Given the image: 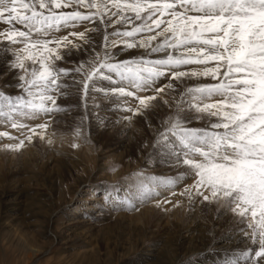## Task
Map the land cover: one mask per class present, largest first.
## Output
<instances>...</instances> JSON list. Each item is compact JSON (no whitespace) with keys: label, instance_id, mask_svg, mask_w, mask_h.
Returning <instances> with one entry per match:
<instances>
[{"label":"snow or ice","instance_id":"1","mask_svg":"<svg viewBox=\"0 0 264 264\" xmlns=\"http://www.w3.org/2000/svg\"><path fill=\"white\" fill-rule=\"evenodd\" d=\"M0 40L22 46L14 67L27 96L0 91V139L17 141L5 150L45 138L66 88L112 97L132 116L167 108L152 146L185 170L137 172L136 192L105 201L139 210L191 180L179 194L222 201L251 229L256 247L239 255L264 264V0H0ZM74 53L88 58L55 65Z\"/></svg>","mask_w":264,"mask_h":264},{"label":"rangeland","instance_id":"2","mask_svg":"<svg viewBox=\"0 0 264 264\" xmlns=\"http://www.w3.org/2000/svg\"><path fill=\"white\" fill-rule=\"evenodd\" d=\"M20 27L21 30H25ZM8 45L4 52L6 54L11 52L13 55L11 60L15 65L18 47L22 46ZM79 56L76 58L74 53L65 59L66 61L54 63L57 67L72 68L74 64L69 61L83 62L88 58L86 53ZM25 63L30 65L31 61ZM36 67L38 68V65ZM16 69L17 79L19 75L25 74L21 69ZM3 76L1 73L0 78ZM4 80L0 82V91L13 100L17 96L27 98L22 87L23 81L18 79L19 84L13 93L9 91L10 85ZM68 90L76 96L75 107L71 110L80 108L85 110V113L76 117L66 116L65 121L60 120L57 114L54 116V113L53 117H45L46 120H52L45 135L47 137L50 134L53 141L57 140L56 144L34 137L29 153L25 151L28 145L22 151L5 150L3 146L5 140L0 139V264H141L143 256L148 255L151 250L155 248L162 250L163 244L168 240L173 239L175 244L177 236L180 235L183 240H179L182 242L178 243L185 249L190 243L195 244L193 238L196 231L200 238L196 241L199 242L202 238L206 242L207 239L211 242L214 238L228 234L246 235L251 232L247 222L240 223L239 216L225 210L222 201L209 203L197 197L190 202L185 196H181L179 191L182 192L185 186L192 183L191 180L177 185L174 189L176 195L161 191L155 200L139 205V210L124 208L113 210V204L105 201V195L111 193L117 200L132 195L136 192L135 173L142 172L148 176L165 178L175 177L184 171L183 166L172 167L166 163L165 157L157 155V150L152 146L155 144L160 120L165 117L168 109L156 108L143 116H132L131 113H124L112 97L106 98L102 93H90L89 98L85 99L76 87ZM92 96H95V99H91ZM153 112L156 115H153ZM111 113L122 116V118L118 116L119 122L115 123L116 127L113 128L107 125L113 121ZM125 116H131V119H124ZM194 123L199 126L202 122ZM2 128L1 131L5 129ZM140 133L143 142L140 141L136 147L132 146V143L137 141L135 135ZM131 146L135 148L130 156L128 150ZM35 148L39 151L38 155L32 153L36 152L33 151ZM88 148L91 153L87 152ZM88 153L92 156L90 157ZM65 165H68L67 170L64 168ZM178 169L180 170L177 171ZM172 198L177 199L179 203L175 205L169 203L171 205L169 206L164 202H172ZM161 200L163 205L160 203L162 206L157 207V202ZM34 201L36 203L30 205V208L28 204H33ZM8 205H14L19 210L23 207V211L7 213L13 217H17L18 214L20 216L22 212L25 214L26 224L19 231H15L16 228L13 226L12 228L10 225L5 226L8 221L4 223L5 219L1 213ZM24 205L28 206L26 211ZM147 209L154 211V214L146 211ZM178 209L182 218L177 222L178 227H174L172 224L175 220L172 216L179 212ZM144 212L147 214H143ZM149 213L154 217L152 223L147 224ZM140 214L143 215L141 222L135 221ZM223 218L231 221L232 228H227L226 224L222 226ZM197 223L201 226L195 228L192 235L178 234L182 228L192 229ZM4 227L10 230V237L7 239L2 237ZM22 229L25 232H22ZM255 247L250 240L248 249L232 250L222 256L219 253L223 249L219 248L218 254L213 255L221 259L220 264H229L233 259L237 264H248L239 253ZM177 258L176 264H198L200 255L182 253ZM252 264L255 262L252 261Z\"/></svg>","mask_w":264,"mask_h":264},{"label":"bare ground","instance_id":"3","mask_svg":"<svg viewBox=\"0 0 264 264\" xmlns=\"http://www.w3.org/2000/svg\"><path fill=\"white\" fill-rule=\"evenodd\" d=\"M4 27H6V26H4ZM9 47V45H8V43L7 42H5V41H3V40H0V74L1 73H3V77L2 78H0V82H2V80L3 79H5L4 81H6L7 82V84L8 85H10V88H8L9 89V91H13V93H14V91H15V89H16V86H18V84H19V81H18V79L15 77V75L17 76V73H15L16 72V68L14 67V64H13V60H11V59H13V55L11 54V52H8V54H6L5 52H4V48H6V47ZM12 46H14V45H12ZM11 47V46H10ZM15 50V49H14ZM16 51V50H15ZM130 51H133V52H135V51H137V50H130ZM139 51H142V50H139ZM10 53V54H9ZM80 55V54H79ZM77 53H75V57L77 58V57H80ZM87 55V54H86ZM121 55H123V54H121ZM83 56V55H82ZM85 57V56H84ZM74 58V57H73ZM82 58V57H81ZM80 58V59H81ZM65 59H63V61H64ZM84 60V59H83ZM62 61V62H63ZM66 61V60H65ZM75 61V60H74ZM57 64V63H56ZM60 64V63H59ZM64 64V63H63ZM72 65V64H71ZM19 74V73H18ZM20 92V91H19ZM64 92L65 93H67L66 95H60L59 94V96H58V98H57V105L60 107V109H61V111L60 112H54V116H56V114H57V116H58V118L60 119V120H63V121H65V117L66 116H70L71 115V117H76V116H78V115H83L84 113H85V110H82V109H77V108H75V110H73V111H75V112H73L71 109L73 108V107H75V99H76V96L73 94L72 95V92H69V90L68 89H64ZM16 93V92H15ZM13 96H14V94H13ZM92 99V98H91ZM77 101H79V100H77ZM113 104V103H112ZM113 107V106H112ZM119 107V106H118ZM103 109V108H102ZM120 109V108H119ZM159 109V108H158ZM110 110V109H109ZM155 110V109H154ZM164 110V109H163ZM167 110V109H166ZM120 111V110H119ZM164 112V111H163ZM166 112V111H165ZM72 113V114H71ZM124 113H126V112H124ZM99 114V113H98ZM112 114V117H114L112 120H110V118L108 119V120H110V121H112V122H109L107 125L110 127V128H113V127H116V125H115V123H117V122H119V120H118V118L120 117L119 115L120 114H118V115H116L115 113H111ZM109 115V114H108ZM125 115V114H124ZM50 116H52V114H50ZM98 116V115H97ZM100 116H101V114H100ZM119 116V117H118ZM147 116V115H146ZM158 116V115H157ZM163 116V115H162ZM53 117V116H52ZM99 117V116H98ZM159 117V116H158ZM161 117V116H160ZM56 118V117H55ZM120 118H122V116L120 117ZM48 119V118H47ZM58 119V120H59ZM100 119V118H99ZM102 119V118H101ZM0 120H2V118H0ZM58 120H56V121H58ZM68 120V119H67ZM107 120V121H108ZM147 120V119H146ZM106 121V122H107ZM104 122V121H103ZM149 123V122H148ZM153 123V122H152ZM0 124H2V123H0ZM3 125V124H2ZM2 125H0V131L3 129L2 127H4V126H2ZM53 125H54V122H53ZM65 125V124H64ZM150 125V124H149ZM2 126V127H1ZM123 127V126H122ZM150 127V126H149ZM115 129V128H114ZM120 129V128H119ZM5 130V129H4ZM155 130V129H154ZM122 132H123V130H121ZM12 132V134L14 135V136H17L18 137V139H22L23 137L22 136H20L19 135V133H17L16 131H11ZM56 132V131H55ZM115 132V131H114ZM119 132V131H118ZM141 132V131H140ZM47 134V133H46ZM100 135V134H99ZM142 137L143 136H141V133L140 134H136L135 135V138H136V142H134V143H132V146H137L138 144H139V142L140 141H142ZM145 137H147L146 135H145ZM100 138V137H99ZM45 142H47V143H49L48 141L50 140L51 141V143H53V144H56V142H57V140H55V141H53V139H52V137H51V135L49 134L47 137H46V135H45ZM146 139V138H145ZM5 140V143L3 142V146L5 145V144H11V143H16L17 141H9V140H7L6 138L4 139ZM3 140V141H4ZM100 140V139H99ZM93 141V140H92ZM145 141V140H144ZM143 142V141H142ZM50 143V144H51ZM33 144V143H32ZM2 145V144H1ZM28 145V147L27 148H25V151H27V152H29V149L31 150V148H29L30 147V145H31V143H28L27 141H26V146ZM35 145V144H34ZM130 147V150H128V155L130 154V156L132 155V152L134 151V148L133 147ZM33 147V146H32ZM87 148V147H86ZM90 148V147H89ZM89 148H88V151L87 152H90V150H91V148H90V150H89ZM82 149V148H81ZM80 149V150H81ZM145 149V148H144ZM149 149V148H148ZM2 150H4V149H2ZM24 150V149H23ZM33 151H36V152H32V153H35L36 155H38L39 154V151H38V149L37 148H35V150H33ZM148 151V150H147ZM43 152V151H42ZM30 153V152H29ZM83 153V152H82ZM86 152L84 151V154H85ZM91 153V152H90ZM90 153H88V155L90 154ZM144 153H145V151H144ZM35 154H33V155H35ZM147 154V153H146ZM12 155V154H11ZM29 155H31V154H29ZM85 156H86V154H85ZM90 156V155H89ZM88 156V157H89ZM92 156V155H91ZM90 156V157H91ZM146 157V156H145ZM85 158V157H84ZM87 159V158H86ZM142 159V158H141ZM157 159V158H156ZM132 160V159H131ZM69 163H71V162H69ZM89 163V162H88ZM1 165V164H0ZM66 166H68V165H65L64 166V168L67 170V168L68 167H66ZM73 166V165H72ZM141 166V165H140ZM74 168V167H73ZM72 169V168H71ZM73 170V169H72ZM172 170H174V169H172ZM180 169H178L177 171H179ZM183 170H185V169H183ZM176 170H174V172H175ZM172 172V171H171ZM181 172H183V171H181ZM67 173V172H66ZM74 173V172H73ZM174 174V173H173ZM174 175H176V174H174ZM182 183H184V182H182ZM185 186V185H184ZM186 187V186H185ZM182 190V189H181ZM162 191V193L164 192V193H168V191H163V190H161ZM177 191V190H176ZM179 192H181V191H179ZM181 197V196H180ZM186 198V197H185ZM173 199V198H172ZM15 200H17V199H15ZM91 200V199H90ZM155 200V199H154ZM177 199H173L172 200V202H171V204H173V205H175V204H178L179 202H177L176 201ZM153 201V200H152ZM188 201V200H187ZM151 202V201H150ZM154 202H156V201H154ZM161 203H162V200L160 201ZM184 202V201H183ZM191 202V201H190ZM34 203H36L35 201L33 202V204L32 203H30V204H28V206L30 207V205L32 206V205H34ZM19 204V203H18ZM148 204V203H147ZM150 204V203H149ZM164 204H166V203H164ZM37 205V204H36ZM162 205H163V203H162ZM162 205H160V206H162ZM167 205H169V203H167ZM181 205V204H180ZM183 205V204H182ZM25 206V205H24ZM28 206H25V208H24V210L26 211L27 209H28ZM165 206V205H164ZM169 206H171V205H169ZM177 206V205H176ZM190 206V205H189ZM168 207V206H167ZM173 207V206H172ZM186 207V206H185ZM222 207V206H221ZM31 208V207H30ZM146 208V207H145ZM149 208V207H148ZM182 208H184V207H182ZM215 208V207H214ZM22 209H23V207H22ZM21 209V210H22ZM151 209V208H150ZM170 209V208H169ZM186 209V208H185ZM217 209V208H216ZM3 210V212L1 213V215L3 216V218L5 219V222L4 223H6L7 221V223L5 224V226L7 225V226H11V228H12V226H13V228H16V229H14L15 231H19V230H21V228H23V225L24 224H26L25 223V221H26V217H25V214H23V212L20 214V216H19V214H18V216L17 217H13L12 215L10 216L9 214L11 213V212H17V211H21V210H19V209H17L16 208V206H14V205H8L7 207H5V208H3L2 209ZM215 210V209H214ZM219 210H220V208H219ZM23 211V210H22ZM146 211H149L151 214L154 212H151V210H149V209H147ZM178 211H179V209H178ZM182 211H183V209H182ZM217 211V210H216ZM197 212V211H196ZM7 213H9V214H7ZM147 214V212H144L143 214ZM150 213H149V215H148V217H147V224H150V223H152V217H154V215L153 216H151L150 215ZM213 213V212H212ZM215 213V212H214ZM154 214V213H153ZM173 214V213H172ZM211 214V213H210ZM219 214V213H218ZM181 213H180V211L179 212H176V213H174L173 214V216H172V218L175 220L174 222L175 223H173L172 224V226H174V227H178V220H181ZM216 215V214H215ZM141 216H143L142 214H140V216H138V217H134L135 218V221H140L141 222ZM156 216V215H155ZM212 216V215H211ZM144 217H145V215H144ZM210 217V216H209ZM214 217V216H213ZM134 218H132V219H134ZM146 219V218H145ZM135 221H133V222H135ZM172 221V220H171ZM235 221V220H234ZM222 226H225V224H226V227L227 228H229V227H231L232 228V223H231V221L229 222L227 219H225V218H223L222 219ZM220 222V223H221ZM6 226V227H7ZM201 225H199V223H197L196 225H194V228H192V229H181V231H179V233L178 234H183V233H188L189 235H192L193 233H194V229L195 228H199ZM30 229V228H29ZM90 229V228H89ZM225 229V228H224ZM13 230V231H14ZM26 230V229H25ZM12 231V232H13ZM24 230L22 229V232H23ZM237 231V230H236ZM25 232V231H24ZM42 233V232H41ZM45 234V232L42 234V235H44ZM244 234V233H243ZM243 234H228V235H225V236H221L220 238H214L213 239V241H211L210 242V240L209 239H207V242L206 241H204L203 240V238L201 239V241L199 242V241H196V240H199L200 238H199V236H197V231L195 232V236H194V242H195V244L194 243H190V245L188 246V248H181L180 246L181 245H179V243L178 242H182V241H179V240H183V237H181L182 235H180V236H177V239H176V243L175 244H173V242H174V240L172 239V241L171 240H168L167 242H165L164 244H163V247H162V250L161 249H153V250H151V252L148 254V255H145V256H143V259H142V261H141V264H176V258L180 255V254H182V253H186V254H193V253H197V254H199L200 255V258H199V262H197L198 264H220V262H221V259L220 258H217L216 257V255H213V254H218V252H217V250L220 248V249H223V251L222 250H220L221 252L219 253V254H221L222 256H225V255H227V254H229L230 252H232V250H239V251H241V250H244V249H248L249 247H250V240L247 238V236L246 235H243ZM11 235H13V234H11ZM2 237H3V239H7L8 237H10V230H8V228H5L4 227V230H3V232H2ZM13 237V236H12ZM189 238V237H188ZM198 242H199V244H198ZM158 243V242H157ZM196 243L198 244V245H196ZM211 246H213V247H211ZM221 246V247H220ZM29 247V246H28ZM181 257V256H180ZM217 258V259H216ZM86 260H88V259H86ZM93 260V259H92ZM177 260H178V258H177ZM214 261V262H213Z\"/></svg>","mask_w":264,"mask_h":264}]
</instances>
